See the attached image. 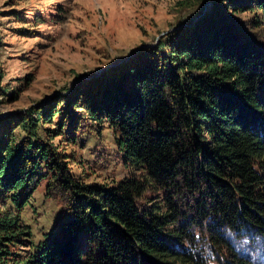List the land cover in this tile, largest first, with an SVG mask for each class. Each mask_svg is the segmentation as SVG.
<instances>
[{"label": "trees", "instance_id": "16d2710c", "mask_svg": "<svg viewBox=\"0 0 264 264\" xmlns=\"http://www.w3.org/2000/svg\"><path fill=\"white\" fill-rule=\"evenodd\" d=\"M179 6L195 7L198 21L73 95L1 121L10 139L0 140V264H207L209 249L224 258L216 264H251L244 234L264 240V45L250 29L264 25V0ZM245 13L262 18L246 23ZM57 117L53 133L73 142L81 128L107 124L134 176L78 182L40 135ZM45 164L47 197L61 208L56 233L20 257L15 246L33 247L20 212Z\"/></svg>", "mask_w": 264, "mask_h": 264}, {"label": "rangeland", "instance_id": "374dc122", "mask_svg": "<svg viewBox=\"0 0 264 264\" xmlns=\"http://www.w3.org/2000/svg\"><path fill=\"white\" fill-rule=\"evenodd\" d=\"M180 1L0 0V70L3 74L0 123L27 116L33 109L45 108L59 97L73 95L78 86L130 62L141 49L155 47L187 19H194L196 23L199 19L196 8L180 7ZM210 8L211 3L206 5L205 13ZM257 16L260 14L245 13L239 18L251 23ZM259 26L258 30L250 31L260 36L264 45V25ZM57 121L58 117L52 126L43 125L40 135L51 138L58 151L66 156L69 172L78 182L114 186L134 176L124 167L107 124L81 128L73 142L66 131L60 136L53 133ZM7 132L0 124V140L10 139ZM14 134L17 142L23 137L21 129H16ZM47 168L46 164L42 166L37 189L20 212L21 222L31 230L33 244L31 249L26 244L15 246L13 252L20 257L35 253L56 233L54 222L61 208L54 198L47 197L53 175ZM147 196L150 201L156 197L151 193ZM2 201L0 199V203ZM1 210H4L3 204H0ZM244 236L254 244L248 252V261L264 264V240L249 234ZM208 251L207 264L224 262L214 250Z\"/></svg>", "mask_w": 264, "mask_h": 264}]
</instances>
